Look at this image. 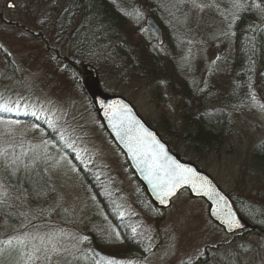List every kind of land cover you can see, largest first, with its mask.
I'll list each match as a JSON object with an SVG mask.
<instances>
[{"label": "rangeland", "instance_id": "374dc122", "mask_svg": "<svg viewBox=\"0 0 264 264\" xmlns=\"http://www.w3.org/2000/svg\"><path fill=\"white\" fill-rule=\"evenodd\" d=\"M8 2L15 6L7 7ZM144 2L113 0L126 16L128 29L120 31L114 41L76 48L72 41L76 22L71 12L65 13L64 0H0V79L4 97L18 115L0 118V159L6 151H40L45 158L42 173L49 185L47 199L38 206L22 189H9L0 176V198L18 214L11 240L26 264H88L82 253L92 246V237L118 241L91 195L86 174L104 180L143 247L140 258H107V264L194 262L207 253L206 248L214 249L223 241L224 233L209 219L202 199L182 190L161 210L143 197L124 156L104 130L76 66H91L102 90L131 104L175 154L208 175L225 195L264 202V171L252 163L253 149L264 140V96L256 85L260 76L264 78V68L250 76L248 101L229 110L228 138L205 155L194 154L179 140L186 112L180 99L138 68L132 43L156 45L144 25L149 16ZM175 2L150 0L145 5L155 9L159 21L153 19L176 43L179 66L188 65L184 74L192 80L193 90L202 91L209 73L213 75L216 64L226 57L238 6L234 0H208L219 16L218 31L194 40L178 27L175 19L180 17L172 8ZM162 37L164 45V32ZM122 55L130 56L131 62ZM18 155L22 161L23 153ZM249 238L245 235L242 240L250 243ZM252 240L255 245L257 240Z\"/></svg>", "mask_w": 264, "mask_h": 264}, {"label": "trees", "instance_id": "16d2710c", "mask_svg": "<svg viewBox=\"0 0 264 264\" xmlns=\"http://www.w3.org/2000/svg\"><path fill=\"white\" fill-rule=\"evenodd\" d=\"M136 1H145L147 15L158 20L155 9L145 5L150 0ZM64 2L65 13L71 12L76 22L73 35L75 39L72 40L76 48L114 41L120 31L128 29L126 16L115 7L113 0ZM172 8L180 17L179 21L175 19L178 27L186 32L187 37L204 40L218 31L219 16L208 0H176ZM159 26L161 27L160 24ZM211 26L212 30L209 31ZM162 32L166 40L161 47L132 43L136 47L138 68L144 75L163 83L168 92L180 99L181 107L186 112L179 140L194 154L205 155L217 149L228 138L232 127L229 110L248 101L250 76L259 68H264V0H238L237 12L227 37L229 44L226 57L216 64L213 75L209 73L202 91L193 90L192 80L184 74V68H188V65L184 64L182 68L179 66L176 43L169 41L165 29L162 28ZM123 57L127 63L131 62L130 56ZM81 66L74 68L79 74L82 73ZM256 85L264 96L262 76L256 80ZM3 89L0 79V118L13 119L14 115H18L12 113L10 101L4 97ZM4 108L10 110L5 111ZM25 118L29 119L30 116ZM30 120L35 121L32 117ZM167 124L165 118V129ZM54 144L56 145V140ZM19 151L23 153L22 161ZM252 163L257 169L264 171V140L253 149ZM44 165L45 158L38 150L6 151L0 159V176L9 189H22L29 201L39 206L47 199L49 186L42 173ZM86 175L85 181L94 201L110 221L119 239L111 242L102 237H92V246L82 253L84 262L107 264V258L115 261L140 258L143 249L140 236L131 228L130 222L121 216L119 205L107 184L104 180H95L93 175ZM140 192L148 200L141 187ZM229 197L235 211L247 222V228L240 234H222L223 241L217 247L206 248L207 253L203 257L182 264H264V202H248ZM17 220L15 208L0 198V264H26L24 257L20 255L21 250L11 240L13 230L18 225ZM217 229L221 231L218 227ZM245 235L252 236L249 238L250 243L243 242ZM252 239L257 240L255 245H251ZM210 252H215V255ZM102 256L103 259L100 258Z\"/></svg>", "mask_w": 264, "mask_h": 264}, {"label": "water", "instance_id": "95a60500", "mask_svg": "<svg viewBox=\"0 0 264 264\" xmlns=\"http://www.w3.org/2000/svg\"><path fill=\"white\" fill-rule=\"evenodd\" d=\"M11 2L7 3V7L11 8L13 6ZM145 26L151 31V33L156 37L157 45L160 46L163 43L162 31L157 23L152 17H147L145 19ZM83 70L88 74L91 80L88 82L85 79V84L87 91L94 103L97 110V114L104 125L108 135L111 137L116 146L124 154L130 169L132 170L135 177L143 185L146 194L152 200L155 207L159 209H166L170 206L171 200L178 194L181 189H186L190 196L193 198H201L207 203V212L210 219L218 225L225 234L230 235L232 233L241 231L247 227V223L236 213L229 198L212 182V180L203 172L198 171L192 164L187 162H182L178 160L177 156L170 153L167 149L166 144L160 139V137L150 129L143 120L137 116L132 107L119 96H110L103 93L98 87L97 75L95 70L91 66H84ZM106 104L116 105L117 107L126 106L125 111L128 116L134 119L137 124L131 135H135L137 132H147L151 133L159 145L163 146V153H166L173 161L180 165L192 168L201 177L205 178L204 188H193L189 184H181L173 190V193L167 197H164V202L161 201L162 192L154 187L155 181L150 178L148 171L146 170L145 164L141 163L138 156L134 154V150H129L128 135L123 129L113 127L114 124H118L119 121L112 118V112L108 114ZM108 121L110 123H108ZM119 133V134H118ZM134 147V146H133ZM208 193V194H205ZM223 197V199H221ZM231 214L239 222V227H230L225 223L228 215Z\"/></svg>", "mask_w": 264, "mask_h": 264}, {"label": "snow or ice", "instance_id": "6c2138e0", "mask_svg": "<svg viewBox=\"0 0 264 264\" xmlns=\"http://www.w3.org/2000/svg\"><path fill=\"white\" fill-rule=\"evenodd\" d=\"M10 6L14 7L15 5ZM234 6H238V0H234ZM125 108L126 106L109 105V109L112 110V118L119 121L113 127L123 129L128 135L129 150H134V154L140 158L141 163L145 164L150 178L155 181L154 187L163 194L161 201L164 202V197L171 195L173 190L181 184H189L193 188H204L205 178L196 173L194 169L176 163L166 153H163V146L159 145L151 133L137 132L135 135H131L137 122L128 116ZM4 110L10 109L4 108ZM17 123L19 122L17 121ZM225 223L230 227L240 226L231 214L228 215ZM52 251L56 252L57 249L53 247ZM46 259H50V257H46Z\"/></svg>", "mask_w": 264, "mask_h": 264}, {"label": "flooded vegetation", "instance_id": "af4514ba", "mask_svg": "<svg viewBox=\"0 0 264 264\" xmlns=\"http://www.w3.org/2000/svg\"><path fill=\"white\" fill-rule=\"evenodd\" d=\"M103 92H104V91H103ZM107 105H108V106H107ZM109 105H112V104H106V106H107V110H108V114L110 113V111L112 112V110L109 109ZM108 123H110V122L108 121ZM168 150H169L172 154L176 155L178 159H181V160H182V158L179 157L177 154H175L174 151H173L172 149H170L169 147H168ZM128 169H129V168H128ZM132 176H133V175H132Z\"/></svg>", "mask_w": 264, "mask_h": 264}]
</instances>
